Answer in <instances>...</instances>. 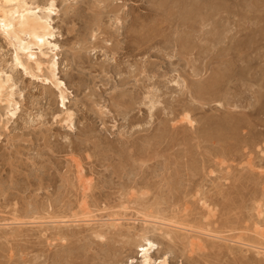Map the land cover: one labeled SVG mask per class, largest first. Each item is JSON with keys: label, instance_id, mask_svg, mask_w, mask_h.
Here are the masks:
<instances>
[{"label": "rangeland", "instance_id": "374dc122", "mask_svg": "<svg viewBox=\"0 0 264 264\" xmlns=\"http://www.w3.org/2000/svg\"><path fill=\"white\" fill-rule=\"evenodd\" d=\"M54 1L71 122L0 34V264H264V0Z\"/></svg>", "mask_w": 264, "mask_h": 264}, {"label": "bare ground", "instance_id": "6f19581e", "mask_svg": "<svg viewBox=\"0 0 264 264\" xmlns=\"http://www.w3.org/2000/svg\"><path fill=\"white\" fill-rule=\"evenodd\" d=\"M40 10L42 11V13H40ZM54 11H56V5L54 0L50 1L49 4L46 6L43 5V7L38 4H35V1L30 2L29 0H0V34H2L3 37H5L13 45L15 49L14 61L17 66L23 67L25 71L31 73L33 76L41 77L44 80H53L55 82L53 84H55L60 89L61 104L66 109V118L64 120L71 122L73 112L68 110V107L65 103L66 88L64 86V82L60 79L58 80L57 78H55L57 73L58 59L57 49L59 46L54 41L56 38L55 29L54 26H52L51 24V17ZM4 74L0 71V103L10 102L12 101L13 97L11 91L12 86L9 85L10 83L8 84L10 77L8 74ZM41 75H43V77ZM51 77H54L56 80H54V78L51 79ZM261 148V150H264L263 147ZM117 219L119 220V217ZM117 219H114L113 221H117ZM90 220L92 219H89V217L84 218L79 217L78 215H74L73 218L66 220L64 219L61 221L65 223H75L76 221L88 223L90 222ZM95 220L97 221V219ZM157 220L150 219L148 221H152V223L154 222L162 226H172V224L164 223L160 220L159 222ZM117 225V223L112 222L111 227L117 228ZM173 227L182 229V231H194L198 234L205 233L208 236L211 235L213 237H221L217 235V233H206V230L204 232L202 230L196 231L189 228L188 226L174 225ZM166 234L168 235V233ZM142 238L144 240L143 243L138 244L139 250L142 251L140 255L141 263L139 264H152L153 258L151 255V251L155 249L156 244L152 241V239H149L147 237ZM194 238L199 239L200 237L195 235ZM232 241L254 247L258 254L264 252V247H261L262 244L258 246V244H250V242L248 243L241 240ZM133 263L134 260L131 259V261L127 264ZM158 264L169 263L167 258L165 257L160 260Z\"/></svg>", "mask_w": 264, "mask_h": 264}]
</instances>
